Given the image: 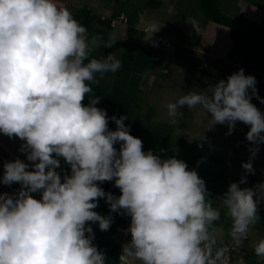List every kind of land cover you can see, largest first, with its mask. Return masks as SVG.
<instances>
[{"label":"clouds","instance_id":"clouds-1","mask_svg":"<svg viewBox=\"0 0 264 264\" xmlns=\"http://www.w3.org/2000/svg\"><path fill=\"white\" fill-rule=\"evenodd\" d=\"M146 28L151 37L161 27L152 21ZM97 47L100 38H89L58 0H0V133L20 138L19 151L31 162L16 158L3 164L0 183L20 187L0 193V264H106L88 223H98L102 231L112 223L111 215L94 211L97 198L111 212L130 218L120 264H224V249L213 255L216 234L222 233L213 224L221 212L213 207L205 180L175 155L162 158L143 150L142 140L124 123L126 115L109 117L95 106L101 99L92 94L95 75L121 67L112 53L89 58ZM255 85L253 75L238 69L169 102L168 116L175 121L180 107L199 105L205 116L210 113V128L227 124L231 133L237 121L243 122L249 125L246 139L254 157L264 143V113L251 97L261 103L264 98ZM86 96L89 103L82 104ZM60 158L70 175L58 172ZM241 166L245 173L254 171L251 158ZM113 178L119 196L96 183ZM245 182L241 176L218 198L231 217L229 234L237 244L260 220L257 205L264 200V181L239 186ZM254 251L264 256V238Z\"/></svg>","mask_w":264,"mask_h":264},{"label":"trees","instance_id":"trees-1","mask_svg":"<svg viewBox=\"0 0 264 264\" xmlns=\"http://www.w3.org/2000/svg\"><path fill=\"white\" fill-rule=\"evenodd\" d=\"M195 1L197 3L195 11L189 14L190 6H187L183 14L186 20L196 22L197 26L193 32L195 36L180 34L176 42L166 44L156 35L152 34L150 37L149 32L138 27L147 8L163 11L166 14L172 12L173 5H165L159 0H146L141 6H130L129 10L125 9L126 2H116L107 18L98 17L94 9L87 6L78 8L72 14L86 27L89 38H100L101 47L94 48L89 58L100 59L112 53L121 61V67L117 72L104 73L103 75L97 73L95 79L98 82H89L93 89L92 94L101 97L95 106L105 109L109 117L115 115L119 118L120 115H126L127 119L124 123L130 125L131 135L142 140L143 150H152L162 158L175 155L176 158L184 160L189 169L197 171L198 175L205 180L209 196L215 199L213 200V207L220 209V218L214 222L216 227H213L222 229L220 234L225 236L223 245H221L223 248L231 239L229 233L232 220L227 215V209L219 203L218 198L227 190L231 182L239 181L242 172L245 171L240 165L242 154H238V161L235 165H231L211 152L210 145L205 140L194 139L189 141L182 139L174 134L175 126L173 124L154 122L153 116L156 106L148 103L149 99L145 100L148 93H143L140 88L143 80L153 77L155 72L153 69H158L155 67L168 50L175 51L181 47L194 48L208 57L219 59L216 64L227 65L236 58L246 44L259 45L264 48L263 38L244 32L236 20L222 10L224 0ZM247 1L248 3L252 2V0ZM175 2L178 6H185L182 0ZM253 2L250 4L251 6L264 9V0H254ZM119 18L124 19L126 30L123 36L124 40L115 42L114 39H111V32L114 20ZM208 23L214 24L216 28L214 35L207 38L204 36V31ZM105 43H111L112 46H103ZM156 60L158 61L156 62ZM150 72L153 74L150 75ZM249 74L256 79V93L263 92L264 84L261 82V76L253 72H248L247 75ZM81 103L88 104V97L86 96ZM260 111L264 113V103H260ZM108 127L110 130H115L114 121L109 120ZM114 147L119 149V144H115ZM60 159L61 168L58 169V172L62 177L63 175H70V166L62 158ZM28 170L32 169L29 168ZM3 171V167H0V176H2ZM244 176L246 182L240 184V187H253L259 182L253 173H245ZM114 179L113 181L96 183L105 192L119 196L120 190L114 185ZM5 186L13 193L20 187L18 182ZM216 189L217 191H215ZM216 192L220 195H215ZM31 195L36 199L40 198V193H31ZM97 202L98 206L94 211L101 215H111L112 223L107 231H102L99 229L98 223L88 222L94 233L92 243L96 245L98 251L105 254L106 264H120L119 256L124 243L123 237L127 226H129L130 218L127 215L111 212L103 198H97ZM257 210L260 220L252 227H255L258 233L264 234V200L258 203ZM248 240L249 236L247 235L238 244L236 243L232 251L235 253L239 245L246 247L245 242ZM245 262L246 264H264V258L256 260L253 256L246 257Z\"/></svg>","mask_w":264,"mask_h":264},{"label":"rangeland","instance_id":"rangeland-1","mask_svg":"<svg viewBox=\"0 0 264 264\" xmlns=\"http://www.w3.org/2000/svg\"><path fill=\"white\" fill-rule=\"evenodd\" d=\"M145 1L146 0H58V4L66 7L71 13H74L78 8L87 6L93 8L98 17L107 18L116 2H126L125 9L129 10L130 6H141ZM159 1L165 5H173L172 12L166 14L163 11L147 8L142 20L139 22L138 27L140 29L147 31L146 23L152 21L156 22L161 28L153 34L156 35L158 39H161L163 43L165 42V44L168 42H176L180 34L195 36L193 32L197 26L196 22L188 21L183 16L187 6H190L189 14L195 11L197 7L195 0H182L185 3L184 7L176 5V0ZM237 1L241 5H244V8H240L242 14L253 17L256 24L259 25L260 30L264 31V9L254 7H252L253 10L248 9L247 6L254 3V0H252L251 3H248L247 0ZM233 5L234 2L231 0H224L222 10L228 13L232 10ZM124 13H126V11H124ZM215 28L214 24L208 23L205 27L204 36L207 38L212 37ZM112 29L111 39H114L115 42L123 41L126 30L124 19L119 18L114 20ZM186 48L187 47H181L175 51H166L158 62L159 64L157 67H155L158 69H153L155 70L154 74L150 72V75L153 74V77L151 76L143 80V83L140 85L143 93H148L145 100L149 99L148 103L156 106L153 121L173 124L175 126L174 134L182 139L189 141L194 139L205 140L210 145L211 152L231 165L236 164L239 159L238 154L240 153L242 154L240 165L251 158L254 169L252 173L256 175L259 182L264 181V143L257 146L258 151L256 155L252 157L250 154L252 142L246 139L249 125L237 121L231 133L228 132L227 124H215L210 128L206 118V116L210 118V113L205 116L203 108L199 105L193 108H187V106L180 107L179 111L182 115L178 116L175 121L168 116L166 106L169 102H175L188 91L202 90L209 85L215 84L220 79H226L227 76L241 69L232 67L229 64L218 65L216 63L219 59L208 57L203 54V52L194 48ZM157 61L158 60H156V62ZM251 63L256 62H250V64ZM244 73L247 75L245 70ZM262 83L264 84V78H262ZM257 95L264 98V91L259 92ZM251 102L260 110L261 102L256 96L251 97ZM22 143L23 141L18 137L13 136L9 138L0 133V166H3L5 161H11L16 158L26 163H31L26 160L25 154L19 151ZM244 174L245 171L242 172L241 176H244ZM7 190L11 191L10 189ZM215 191H217V189ZM218 194L220 195V193H215V195ZM213 226L216 227L215 224H213ZM127 229L128 226L123 237V245L130 239V234L127 232ZM248 236L249 240L245 242L246 247L239 245L237 251L234 253L232 250L236 243L233 239L231 238L226 243V246L222 248L221 245H223V238L225 236L224 234L217 233L216 244L213 245V255L216 249L222 248L224 249V264H246L245 258L252 256L256 260H261L264 256H258L255 253L254 244L259 239L264 238V234L258 233L255 227L250 226ZM136 264H141V261L136 262Z\"/></svg>","mask_w":264,"mask_h":264},{"label":"crops","instance_id":"crops-1","mask_svg":"<svg viewBox=\"0 0 264 264\" xmlns=\"http://www.w3.org/2000/svg\"><path fill=\"white\" fill-rule=\"evenodd\" d=\"M231 1L234 2V5L232 6V10L229 11L227 14L232 16L236 20L239 27L244 32L259 36L264 39V31L260 30L259 25L256 24L254 18L250 17L247 14H242L240 8H244V5H241L237 0ZM247 7L248 9L253 10V6L248 5ZM250 62L256 63L250 64ZM229 65L232 67L242 68L245 70L246 73L253 72L259 74L261 76L262 82V78H264V48L259 45L246 44L242 48V51L236 56L233 61L229 63ZM0 193L13 194V191L7 190V187L4 184L0 183ZM138 261L139 260H132L130 261V264H136V262Z\"/></svg>","mask_w":264,"mask_h":264}]
</instances>
